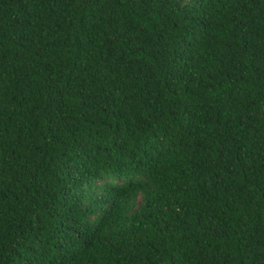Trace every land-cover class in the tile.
Wrapping results in <instances>:
<instances>
[{
    "label": "trees",
    "instance_id": "obj_1",
    "mask_svg": "<svg viewBox=\"0 0 264 264\" xmlns=\"http://www.w3.org/2000/svg\"><path fill=\"white\" fill-rule=\"evenodd\" d=\"M0 264H264V0H0Z\"/></svg>",
    "mask_w": 264,
    "mask_h": 264
}]
</instances>
